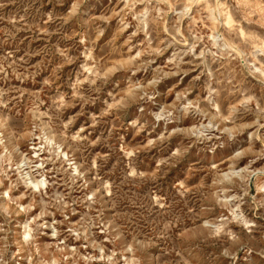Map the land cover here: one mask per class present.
Returning <instances> with one entry per match:
<instances>
[{
	"label": "rangeland",
	"instance_id": "1",
	"mask_svg": "<svg viewBox=\"0 0 264 264\" xmlns=\"http://www.w3.org/2000/svg\"><path fill=\"white\" fill-rule=\"evenodd\" d=\"M0 264H264V0H0Z\"/></svg>",
	"mask_w": 264,
	"mask_h": 264
}]
</instances>
